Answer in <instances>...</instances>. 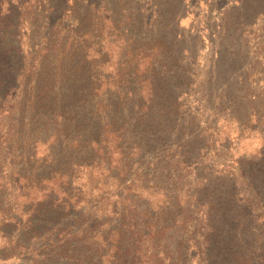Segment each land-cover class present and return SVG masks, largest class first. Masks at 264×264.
Returning <instances> with one entry per match:
<instances>
[{
    "label": "trees",
    "instance_id": "1",
    "mask_svg": "<svg viewBox=\"0 0 264 264\" xmlns=\"http://www.w3.org/2000/svg\"><path fill=\"white\" fill-rule=\"evenodd\" d=\"M161 4L0 0V263L264 264V149L215 145L258 105L245 82L191 105L162 33L185 0Z\"/></svg>",
    "mask_w": 264,
    "mask_h": 264
},
{
    "label": "rangeland",
    "instance_id": "2",
    "mask_svg": "<svg viewBox=\"0 0 264 264\" xmlns=\"http://www.w3.org/2000/svg\"><path fill=\"white\" fill-rule=\"evenodd\" d=\"M159 1L162 2L160 7L166 9V0ZM185 4L183 15L179 12L177 17L181 24L169 26L162 33L168 39H173L176 34L184 37L182 47L186 52L181 63L188 64V79H194L189 87L193 91L189 101L194 106L202 94L207 98L206 92L222 90L235 94L241 92L243 82L249 84L250 98L258 105L251 109L258 112L259 119L253 118L250 109L252 118L245 128L241 127L245 130L241 134L236 120L224 121L223 137L228 136L223 141L219 137L215 145L227 147L223 155L227 164L236 159L251 158L264 149V0H185ZM166 16L165 12L161 15L162 25L168 21ZM225 22L226 39L224 28L221 29ZM105 47L110 48L113 58L108 63L115 65L119 47L109 44ZM198 79H210V84L204 85L207 90H201Z\"/></svg>",
    "mask_w": 264,
    "mask_h": 264
}]
</instances>
